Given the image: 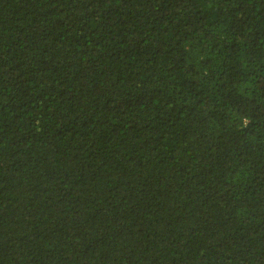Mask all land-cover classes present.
<instances>
[{
	"label": "trees",
	"instance_id": "16d2710c",
	"mask_svg": "<svg viewBox=\"0 0 264 264\" xmlns=\"http://www.w3.org/2000/svg\"><path fill=\"white\" fill-rule=\"evenodd\" d=\"M0 264H264V0H0Z\"/></svg>",
	"mask_w": 264,
	"mask_h": 264
}]
</instances>
